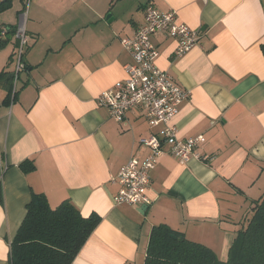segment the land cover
<instances>
[{
    "label": "crops",
    "instance_id": "1",
    "mask_svg": "<svg viewBox=\"0 0 264 264\" xmlns=\"http://www.w3.org/2000/svg\"><path fill=\"white\" fill-rule=\"evenodd\" d=\"M148 4L201 30L178 57L173 37L150 39L157 65L190 90L171 123L179 137L204 140L185 163L160 158L142 213L114 203V178L133 155L149 154L141 140L163 138V126L141 107L118 122L97 97L126 78L133 58L121 40L145 22ZM22 10L23 0H0V26L17 27ZM23 22L30 40L16 81L14 32L0 40V264H10L33 193L100 216L71 264H144L161 223L226 260L264 194V0H31Z\"/></svg>",
    "mask_w": 264,
    "mask_h": 264
},
{
    "label": "built area",
    "instance_id": "2",
    "mask_svg": "<svg viewBox=\"0 0 264 264\" xmlns=\"http://www.w3.org/2000/svg\"><path fill=\"white\" fill-rule=\"evenodd\" d=\"M30 3L31 0H23L21 21L14 31L17 40L14 53L15 81L20 72L26 69L25 52L30 36L23 21L29 11ZM9 31V27L0 26V40ZM159 32L177 41L175 50L177 57L189 51L201 37L200 29L191 28L178 21L175 10L162 12L152 4L146 5L145 22L132 36L123 37L121 40L123 47L133 58L131 62L124 65L126 78L117 81L97 97L98 105L106 107L110 116L118 122L124 121L133 109L141 107L150 125L163 126L161 130L163 138L151 135L141 140L150 147L149 154L144 159L133 155L114 178V181L120 184L118 194L113 196L115 204L129 203L138 206L149 204L147 189L151 182L150 173L160 158L171 154L181 163H185L191 157L199 156L196 148L204 140L203 134L188 138L179 137L177 126L171 123L180 104L189 98L190 90L176 81L169 71L157 65L159 50L150 37ZM165 143L169 145L168 148H165Z\"/></svg>",
    "mask_w": 264,
    "mask_h": 264
},
{
    "label": "trees",
    "instance_id": "3",
    "mask_svg": "<svg viewBox=\"0 0 264 264\" xmlns=\"http://www.w3.org/2000/svg\"><path fill=\"white\" fill-rule=\"evenodd\" d=\"M32 166L20 163L24 171ZM100 220L96 213L83 216L68 199L52 207L44 194L33 193L10 243V264H71ZM144 264H264V194L237 231L226 260L161 223L151 231Z\"/></svg>",
    "mask_w": 264,
    "mask_h": 264
},
{
    "label": "water",
    "instance_id": "4",
    "mask_svg": "<svg viewBox=\"0 0 264 264\" xmlns=\"http://www.w3.org/2000/svg\"><path fill=\"white\" fill-rule=\"evenodd\" d=\"M147 207H148L147 204L140 205L141 212L144 213V211L147 209Z\"/></svg>",
    "mask_w": 264,
    "mask_h": 264
},
{
    "label": "rangeland",
    "instance_id": "5",
    "mask_svg": "<svg viewBox=\"0 0 264 264\" xmlns=\"http://www.w3.org/2000/svg\"><path fill=\"white\" fill-rule=\"evenodd\" d=\"M27 49H28V46L26 47V52H27ZM26 52H25V55H26Z\"/></svg>",
    "mask_w": 264,
    "mask_h": 264
}]
</instances>
